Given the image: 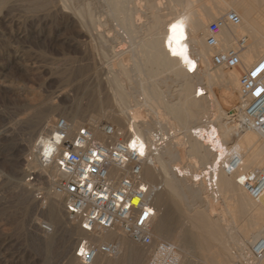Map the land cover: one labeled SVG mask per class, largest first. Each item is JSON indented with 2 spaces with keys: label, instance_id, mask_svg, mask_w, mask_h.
I'll return each instance as SVG.
<instances>
[{
  "label": "bare ground",
  "instance_id": "6f19581e",
  "mask_svg": "<svg viewBox=\"0 0 264 264\" xmlns=\"http://www.w3.org/2000/svg\"><path fill=\"white\" fill-rule=\"evenodd\" d=\"M8 1L11 0H0V5L7 4ZM33 1V6L38 11L52 9L55 19L57 15L60 21L69 24L70 27L83 29L89 39L85 41L84 35L82 37L84 42L80 37L82 43L78 45L69 42L70 55L69 53L64 55L70 56V62L77 61L76 53H79V60H82V63L83 60H87L85 61L87 70L85 71L84 67L85 72L83 71L81 76L87 84L96 85L95 90L98 88L107 92L109 98L106 102L109 103V100L113 104L108 107L102 105L104 103L102 101L106 99H101L100 96L99 105L95 104L93 107L91 105L93 102L89 104L92 108L81 109L77 105L74 109H66L65 105L63 107L60 105L64 104L65 100L60 102L56 96L60 104L57 100L49 102L47 104L50 105L40 113L39 108L38 120L34 124L41 129L38 128L39 134L34 142L29 144L28 149L26 147L29 153L26 152L27 155L23 159L24 167L19 170L20 179L29 177L23 182L16 183H19L22 193L29 195L30 203L49 217L48 226L45 224L42 226L39 220L32 222L34 232L42 244L50 246L55 239L64 236L65 241L61 243L64 257L61 256L66 258L64 264H83L72 251L80 240L91 238L98 242L116 241L121 248L117 255L122 256L119 259L121 264L127 261L144 264L142 253H139L134 245L128 242L129 240L123 242L124 234L117 229L92 235L72 221L66 223L64 199L54 191V183L59 173L54 165L56 156L53 155V143L48 139L55 114L59 111H63L62 117L73 127L81 125L80 121L84 118L100 139H103V136L97 130L99 121L101 118L108 119L114 128L112 139L136 140L141 148H146L150 144L151 133L155 129L153 125L157 124L164 131L172 130L173 136L152 157L154 165L144 167L143 175L148 181L161 182L167 189L168 197L182 210L183 208L191 210L193 206L204 207L188 215L186 218L190 224L188 229L177 225L179 223L172 226L167 216L152 223L153 239L174 243L181 254L180 264H193L191 258L194 255L193 247H196L195 253L198 256V262L194 264H212L210 262L224 264L227 255H230L226 237L232 239L234 247L241 250L246 248L247 243L264 238V197L251 198L243 188L245 180L252 179L264 168V138L254 129L239 127V123L233 121L231 116L238 113L241 108L239 93L241 73L253 66L264 54V0H203L201 5L202 0H199L201 2L196 10L192 8V0H169L168 5L175 2L176 6L181 5L182 9L177 13L178 10H174L175 5L170 4L169 13L165 11L167 14L162 12L161 6L164 5L162 0ZM202 7L210 9L209 11L204 9L203 12ZM49 10L38 13H41V17L46 11L51 15ZM230 10L240 16L241 23L221 30L219 36L221 46L222 48L234 46L240 38L244 39V45L239 53L240 64L225 69L212 65L210 57L212 51L206 46L204 37L210 19L220 17ZM105 26L108 29L110 26L115 28L114 35L104 33L111 31L106 30ZM180 32H183L182 38L179 36ZM123 39H127L131 47L126 56L124 55L126 51L119 49ZM77 62L73 63L77 65ZM67 64L63 65L68 66ZM198 64L202 66L199 73L196 72ZM63 65L61 64L62 68ZM51 67L54 69L55 66ZM77 67H80L79 64ZM70 73L72 74V71H69ZM162 73L164 76L160 78L159 74ZM66 74L71 78V74ZM157 75L159 78H155ZM83 77L81 78L84 81ZM65 78L64 80L67 79ZM82 80L77 82L80 83ZM201 80L207 84L204 94L196 89ZM172 83L177 86L174 89L175 97L168 100L167 93L171 92L168 88ZM214 85H221L225 102L233 103L238 98L239 105L235 100L228 110L224 108L221 105V98L218 99L219 96L213 89ZM90 86L88 88L92 90L93 87ZM163 86L166 88H162ZM134 90H138L135 92L142 96H139L140 98L135 96ZM140 106L150 110L147 111L152 116L150 120L142 119L137 113L136 108ZM210 107L214 110L210 111ZM133 115L137 116L136 120L131 119ZM233 122L236 125L232 124ZM232 160L236 162L234 168L230 167ZM197 163L199 166H196ZM30 174H35L38 189H45L42 193L43 201L32 195L35 184L31 182L34 177H30ZM208 181L210 185H214L210 190L207 187ZM204 192L207 194L203 195ZM160 194L154 197L156 207L162 200ZM218 198L226 207L227 217L214 207V202H217ZM101 256L104 255L98 254L90 264H97ZM258 264H264V256Z\"/></svg>",
  "mask_w": 264,
  "mask_h": 264
},
{
  "label": "rangeland",
  "instance_id": "374dc122",
  "mask_svg": "<svg viewBox=\"0 0 264 264\" xmlns=\"http://www.w3.org/2000/svg\"><path fill=\"white\" fill-rule=\"evenodd\" d=\"M30 1L32 2L33 0H11V1L6 2L7 4L0 5V132L1 131L4 132V133H0V182H1L0 184V264H64L66 258H63L64 256L62 255V251H61L62 246H63L62 244L65 241L64 236L58 237L57 239H55L56 240L55 242L53 241L50 244V246H46L44 245V243L42 244V242L39 240L36 233L34 232V228L32 227V222L34 220L41 221L42 226L44 224L48 226V222L50 221H49L48 215L45 214L44 211L42 212L39 208L33 206L30 203L31 202L29 200L30 197L28 198L29 195L27 196L26 193L21 192V188H19L20 187L19 183H16V182L18 181L23 182L25 181L24 179L25 178L27 179L29 176L23 178V180L20 179L19 170L20 168L24 167L23 159L25 158V155L29 153V150H27L29 144L34 142L35 138L37 137V134H39V130L41 129L37 127V125L34 124L38 120L37 115L40 113V111L44 110L47 106L50 105V104L48 105L47 103L56 102L57 100L58 101L57 103L60 104L61 101L65 100L64 104H60V105L62 107L65 105L64 107H66V109H71V108L74 109V107L75 106L77 107V105H79L81 109H84V107L92 108V106L94 107L96 105H99L98 97L101 96V99L102 98L104 100L106 99L105 101H102V103L104 102L102 105H105L108 107L113 104L109 100H108L109 103L106 102L107 99L109 98V95L107 92L103 91V89H101L100 91L98 88H96L95 90L94 88L96 87V85L94 86L91 83L90 84L91 86H90L89 84L85 82L84 77L81 76L83 74L82 72L84 71L83 69L86 68L85 71L87 70V64L85 62L87 60H83V63H84L83 64L82 60H79L80 58L79 53H76V56L73 53L77 61L79 60L78 61L79 63H78L76 60H73L74 56L72 57L73 62L74 61L77 62V65H76L72 61L70 62L71 58L70 56L69 57L67 56L68 53L70 55V52L68 49V44H70L69 42L78 45L79 43H82V41H80V37H81V40H83V42H84V39L85 41L89 39V37L85 35L83 29L80 27H75V28L72 26L70 27L69 24L64 23L63 21H60L57 15L55 19L54 17L55 14L53 13L54 10L52 9L50 10L41 9V11L39 9L38 11V9L33 6L34 1L32 3ZM163 2H164V5L162 4L161 6L163 13L165 14H167V12L169 13L170 4H172V6L175 5L174 10L176 11L178 10L177 13L181 12V9H182L181 5L176 6L175 2H171L168 5L169 0H162V3ZM200 2L199 0H192L191 2L192 8L193 9L195 8V10H196V7L199 8L198 6ZM203 2L204 1L202 0L200 5ZM204 9H208L206 11H209L210 8L202 7L203 12H205ZM45 10H49V13L51 11L50 13L51 15H48L47 11H46L47 13L43 12L42 13L44 17L43 18L40 16L41 13H38V12H42ZM34 12H35V15H34ZM219 15L220 14H218V16ZM216 17L214 18L216 19ZM214 18L210 19V21L213 20ZM54 19H55V22H54ZM105 28H107V26H105ZM76 29H77L78 34L76 33ZM80 30H82L81 33L78 32ZM106 30H111V31L109 32L107 31L104 33L108 35L110 34V36H112V34L114 35L115 28L110 26L109 29L107 28ZM82 37H84V39ZM125 40L127 42V39H123L122 42L120 43L122 47L119 46V49L122 48L123 51H126V53L124 54L126 56L128 55L127 51L130 50L129 48L131 47L129 46L128 42L127 43L125 42ZM123 42H125L126 44L124 43L123 45ZM50 49L54 51H51ZM54 52L56 54H54ZM64 53L67 55H64ZM56 57L57 58L61 57L62 61L63 62L66 61V63L65 62L63 63L60 58H58L60 59L58 60ZM67 62L69 63L67 64ZM61 64L62 65L67 64L68 66L63 65V68L67 69L69 67L68 70H64L61 67ZM78 64L80 67H77ZM51 65L55 66L53 67L54 69H52ZM58 68H61V69H58ZM200 68H202V66L198 64L196 68V72L199 73L201 70ZM81 69L82 71L80 72ZM54 71L55 72L60 71V72L53 73ZM69 71L70 72L72 71V74L70 73L71 78H69L70 76L68 77V75L66 74V73L69 74ZM163 74L164 73L159 74L160 78L161 76L163 78L164 76ZM72 75H74L73 76L74 79ZM77 76H79V78ZM81 77H83L84 81L82 80ZM157 77L159 78L158 75L155 78ZM64 78L66 80H64ZM68 79H71V80L73 79L75 80V82H71ZM80 79L82 80L81 81L82 83L81 82L78 83ZM67 81H69L70 83L69 82L66 83ZM83 83L84 85H82ZM68 84H71L72 86L69 87ZM85 84L87 87L85 86ZM89 86L93 87V89L91 90V88H88ZM169 86L171 87L168 89L171 90V92L172 91L173 92L172 93L168 92L166 98L168 100H173V98L175 97L174 89H176L177 86H175L174 83H172ZM162 88L165 89L166 87L163 86ZM205 88H207V84L205 83L204 80H201L199 87H197L196 89L199 90L201 94H204L203 91L206 90ZM213 89L214 91H216L215 92L216 95L219 96L218 99L221 98L220 99L222 102L221 105L224 108L226 109L230 108V106L235 102V100H236L235 103L239 105L238 98H236L233 101V103L232 102L227 103L224 101L221 85H217V86L214 85ZM135 91H138V90H134V93H135V96L137 95V97L140 98L142 95H140L139 92H135ZM62 92H64V94ZM58 93L59 95H57ZM56 96L58 97L60 102ZM59 96H61L62 99ZM51 99H53V101ZM72 103H74L75 105ZM90 103H92L91 104L92 106L89 105ZM144 109H148V108H143L142 106L136 108V110L138 111L137 113L140 115L142 119L150 120L151 119L150 117L152 116L150 115V112L149 113L147 112L150 110L149 109L144 110ZM38 110H39V113H38ZM212 110H214V108L210 107V111ZM36 111H37V114H36ZM62 112L63 111H59L58 113H56L55 118L59 116L64 117V113ZM131 119L136 120L137 116L133 115ZM100 121H99V124H104V123L110 124V120L105 119V118H101ZM80 122L81 124H88L86 123L87 121L84 118L81 119ZM232 124H234V122ZM152 127L156 128L158 127V125L155 124V126L153 125ZM153 128L151 129L153 130ZM184 162L187 163V160H185ZM198 163L196 164V166L200 165V163L199 165ZM30 177H34V179H32L31 182L35 184L32 195L33 196L36 195L37 199L39 198L40 200L42 199L41 201H43L44 198H42V195H43L42 193H43V190L45 189L43 190L38 189L39 184H36L38 183V180L36 179L35 174H30ZM162 186H163V190H162L163 192L162 191L159 192L161 193L160 200L162 199L161 200L162 202L160 201V204L158 207L155 206L156 209L158 210L156 214V217L158 219L155 217L153 223H155L156 221H160L161 219H163V217L167 216L169 217V219H171V220L169 219L167 220L169 224H171L172 226L175 223H179L177 225H182L185 229L190 228V224H188L189 222L187 221L186 218L188 217V215L194 212V210L203 209L204 207L202 205L199 208L196 206H193L192 207L193 210L192 209L188 210V208H186V210L183 208L182 210L179 205H176L177 203H174L173 201H171V199L168 197L169 195H168L167 189L164 187V185ZM204 194L205 192L203 193V195ZM206 197H209V196H206ZM214 207L224 217L228 216L226 207L222 203L221 199L219 200L218 198V201L214 202ZM164 211H166V213ZM168 212H170V214ZM64 219L66 223H71V221L68 222L69 219H67V217L64 216ZM172 220L174 222H172ZM122 239H123V242L125 243L129 240L128 242L134 245V247L138 250L139 253H142L144 264H146L145 250L139 244L133 242L126 235H123ZM226 239L228 240V241L226 240L227 241L226 244L227 246H229V248L228 247L227 248H228V254L230 255H227V259L224 264H230L232 261V256H231V252L229 253V251H232V249L235 248L234 247L235 245H233L231 241L232 239H229V237H226ZM155 241H158V240H155ZM248 244L249 243H247V245ZM195 249L196 247H193L192 250L194 252L193 253L194 255L191 256L193 260L192 261L193 264L198 262V256H197V253H195L196 251ZM113 257L101 256L98 259L99 261L97 260L96 263L97 264H116V263L121 264V262H119L120 261L119 259H121L122 256H117V257L113 256ZM108 260H110L111 262ZM210 263L217 264L215 262H210ZM122 264H133V262L131 263L130 261L129 262L127 261V263L125 262Z\"/></svg>",
  "mask_w": 264,
  "mask_h": 264
},
{
  "label": "built area",
  "instance_id": "2783aa9c",
  "mask_svg": "<svg viewBox=\"0 0 264 264\" xmlns=\"http://www.w3.org/2000/svg\"><path fill=\"white\" fill-rule=\"evenodd\" d=\"M240 23V16L230 10L207 24L204 39L212 51V65L227 69L240 64L244 39L226 48H222L219 40L223 28ZM239 93L241 108L231 115L233 121L239 127L258 131L264 138V54L241 73ZM97 130L103 139L97 137L89 124L73 127L59 116L48 135L59 173L54 191L63 197L68 219L92 235L120 230L145 250L146 264H180L181 254L174 243L155 241L152 237L151 226L157 214L154 197L163 186L159 181L146 180L143 175L144 167L154 165L152 157L173 136L172 130L155 128L146 148H141L136 140L112 139L114 128L110 124H99ZM235 166L232 160L230 167ZM211 186L214 187L208 181V190ZM243 188L251 198L264 197V168L245 180ZM120 249L116 241L84 238L73 253L81 263L90 264L98 254L113 257ZM231 254L230 264H258L264 256V238L242 250L235 247Z\"/></svg>",
  "mask_w": 264,
  "mask_h": 264
},
{
  "label": "clouds",
  "instance_id": "9594fccd",
  "mask_svg": "<svg viewBox=\"0 0 264 264\" xmlns=\"http://www.w3.org/2000/svg\"><path fill=\"white\" fill-rule=\"evenodd\" d=\"M179 36H180V38H182V36H183V32H180V33H179Z\"/></svg>",
  "mask_w": 264,
  "mask_h": 264
}]
</instances>
